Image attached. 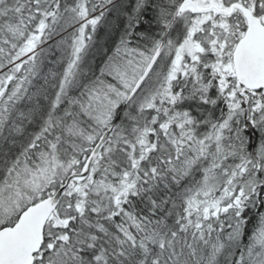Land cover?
<instances>
[{
    "label": "snow or ice",
    "instance_id": "obj_1",
    "mask_svg": "<svg viewBox=\"0 0 264 264\" xmlns=\"http://www.w3.org/2000/svg\"><path fill=\"white\" fill-rule=\"evenodd\" d=\"M0 264H264V0H0Z\"/></svg>",
    "mask_w": 264,
    "mask_h": 264
}]
</instances>
